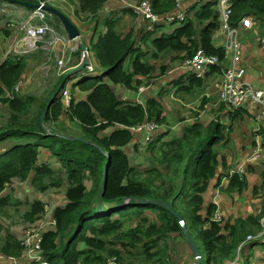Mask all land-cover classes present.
<instances>
[{
	"label": "trees",
	"instance_id": "1",
	"mask_svg": "<svg viewBox=\"0 0 264 264\" xmlns=\"http://www.w3.org/2000/svg\"><path fill=\"white\" fill-rule=\"evenodd\" d=\"M18 1L38 4L39 1L47 0ZM106 1L78 0V11L88 15L86 18L93 29L99 31V25L106 28L105 32L98 33L95 41L90 43L98 62L106 70L101 75L90 76L72 84V101L68 108L61 97V90L69 78L67 72L58 76L49 96L30 115L32 97L23 100L14 94L16 83L23 77L25 60L22 57H8L0 65V104H5L10 111L8 123L0 127V142L8 138L18 139L12 146L0 149V194L6 184L11 183V179L25 181L30 173L33 174L35 187L40 191L59 187L62 184L61 177L55 176V171L50 166L38 162L40 149H45L58 160L68 181L64 190L66 204L54 208L55 227L44 232L40 242L41 255L48 264H106L111 257L126 264L125 260L132 255L141 263H164L170 234L179 233L184 238L180 222L169 209L154 204L143 205L133 201L125 207L114 209L120 200L129 197L166 201L172 203L176 211L177 201L181 198L188 199L187 205L181 206L186 214L181 210L177 213L182 217L186 231L199 249L198 240L192 234L197 232L206 253V264H230L235 260L240 264H250V256L245 255L244 249L250 250L256 245L264 246V233L247 240L248 235L253 237L263 230L260 220L264 217V195L263 208L259 215L237 218L233 223L212 219L216 209L214 203L207 204L205 209L203 207V194L212 179L215 178L216 186L220 187L223 178H230L223 190L231 194L243 192L249 184L250 175H254V179L258 176L252 165H259L260 160H248L255 149V139L248 136L247 128L243 135L250 144L252 141V145L247 148L248 152L244 155L246 158L238 163L244 168L249 166L245 176L230 174L225 158L222 161L219 159L218 146L230 140L232 131V124L229 128L224 127L219 117L205 125L200 121H193L190 126L182 127L180 135H174L168 140L163 139L170 134L169 129L151 139L148 148H157L161 154L158 159L160 170L156 165L144 172L136 170L131 166L124 150L133 141L129 127L152 122L160 128L166 124V120L163 105L159 101L162 94L148 95L145 101L136 103L127 95L123 99L125 92L121 93L119 87L137 93V87L144 85L145 78H152V83L149 84L151 86L154 79L163 75L166 69L164 66L159 67V74L155 75L158 69L150 58L156 61L164 54L174 53L171 59L184 60L202 49L205 54H215L223 60V47L217 45L214 35L219 27V12L215 7L218 0L203 3L190 0V3L194 2L191 7L193 15L167 34L161 32L163 27L158 26L147 31L148 22L144 19L140 22L141 30L136 34L134 29L118 34L114 30L112 17L105 19L103 26L98 18ZM150 1L156 14H175L180 10L175 6L174 0ZM230 2L232 14L229 20L232 26H238L240 19L248 16L259 27H264V0ZM122 12L137 17L131 8L125 7ZM54 18L60 22L56 16ZM136 35L140 36L137 40ZM138 39L140 41L137 44ZM141 42L145 45L144 50L140 46ZM87 46L90 51L89 45ZM80 55V51L74 53L76 62ZM130 56V68L126 69L124 62ZM220 72L221 66L213 67L204 77H197L187 71L171 84L180 88L179 93L193 94L195 90L199 91L204 87L210 75ZM75 89L85 94V97H74ZM5 91L12 93V97H5ZM52 95L55 97L43 118V124L58 123V127L63 128L68 121L76 122L84 132V137L80 138L91 143L69 140L54 129L49 132L43 129L40 116ZM223 108L221 104L219 109ZM253 112L255 110L240 109L227 116L233 121L242 119L244 115L250 117ZM105 130L109 131L101 136ZM262 144L264 147V139ZM105 168L101 201L104 213H99L97 204ZM259 177L260 182L252 185L254 195L264 191V171ZM44 178L49 180L43 181ZM10 200V195H0V207ZM203 209L205 214H201ZM145 211L153 214V218L146 215ZM43 213L44 203L35 200L29 204L22 217L33 223ZM129 221L131 224L127 225ZM137 248L141 251L136 252ZM22 249L23 245L18 237L4 229L0 223V252L17 257L21 255Z\"/></svg>",
	"mask_w": 264,
	"mask_h": 264
},
{
	"label": "rangeland",
	"instance_id": "2",
	"mask_svg": "<svg viewBox=\"0 0 264 264\" xmlns=\"http://www.w3.org/2000/svg\"><path fill=\"white\" fill-rule=\"evenodd\" d=\"M47 1V5L58 9L60 12L66 15V17L71 19L72 23L79 30L80 37H76L77 40L75 41L71 39L73 41H71L68 45L59 41L55 45L56 47L52 48L51 46L50 49H46L50 46L49 43L51 42V39L48 36L42 43L38 45L36 50L22 56L26 62V66L23 71V77L16 83L14 94L18 95V97L23 100H26L28 97H32L33 100L30 103V115L39 109V106L42 105L45 99L49 96V93L54 89L58 79V76L57 74L55 75V72H58V68L60 67L59 62L63 61L62 63L64 67L81 63V43H84L86 46L89 45L90 47L89 63L91 66H93L94 71L87 72L85 70H81L70 76L67 83V89L70 90V93L71 85L73 83L80 82L81 80L90 76L101 75L106 70V67L98 62L97 56L91 47L92 45L90 44L95 41L98 33L101 32V25H99V31L93 29L91 22L86 18L88 15H86L84 12L78 11V0ZM133 1L135 0H126V2ZM124 7V5H119L118 7H109L104 4L99 13L98 20L101 19V24L104 26V20L112 17L115 23L114 30L118 34L125 33L133 27L137 28L134 34L139 33V30H141V25L139 26V24L143 18L139 15H137V17L130 15L131 13H125L124 15L121 14L123 13L122 9ZM31 11V8H27L23 5L19 6L16 4H11L7 1L0 2V60L4 57L6 51L9 49L12 51L11 43L14 29L10 30L8 23L10 22L14 25L19 23L23 24L27 16L31 14ZM49 15L51 17H47L46 15V22L52 26L59 40L64 41L66 35L61 23L58 22L56 18H54L53 14L49 13ZM178 25L179 23L175 22L160 25L158 27H163L161 32L167 34L172 32ZM92 31H94V34ZM102 31H106L105 26L103 27ZM252 31H256L255 28ZM257 32L259 36H257L255 40L258 42L259 39L262 38L261 36H264V27H259ZM138 37L140 36L136 35V40ZM215 38L216 42L220 43L221 41V43H218V45L223 46V40L218 39V37ZM139 41L140 40L138 39L137 44ZM140 46L143 50L145 49V45L142 42ZM16 50L18 49L16 48ZM77 51H80L81 53L78 62H76L74 57V53ZM173 55L174 53L164 54L156 61L150 58V61L154 62L158 69V72L156 71L155 75L159 74V67L164 66L166 69L163 75L161 74L158 78L154 79L155 82L151 86H149V84L152 83V78H145L143 82L144 85H141L139 89L137 87V93H135L134 90H123V92L129 94V97L133 98V101L136 103L145 101L148 95L159 93L162 94L159 101L163 105V114L166 120V124L160 128H157V126L153 128L151 124L154 123L152 122H144L142 124L129 127L133 134V141H131L130 144H127L124 150L130 160V164L136 170L142 172L148 170L152 165H156L160 170L161 166L158 163V159L161 157V154L158 152L157 148L152 150L148 148L149 141H151V139H155L159 133H163L169 129L170 134L168 137L163 139L168 140V138L174 135H180L182 127L185 125L190 126L193 124V121H200L203 125H205L208 121L217 120V117H219V121L223 123L224 127L229 128V126L232 124L230 140L226 144L218 146L219 159L222 161L221 159L225 158L228 171L230 172L235 168L236 165H239L238 163H240L241 160L246 158V156L244 158V155L246 152H248L247 148L252 145V141L250 144L249 141L244 138L245 135H243V131L246 133L247 128V133H249L248 136L253 140L256 135L253 130L255 122L246 115H244L242 119H235L232 121L230 118H228L227 111L219 109V101L217 102V96L212 90V82L215 80L217 75H210L207 78L204 87L199 91L195 90L193 94H186L182 92L179 93L178 90L180 88L173 86L171 82L175 79H179L182 74L186 73L189 69L187 65L183 63L185 59L173 60L171 59ZM131 58L132 56H130L124 62V67L126 69L130 68ZM245 75L244 80L246 82L257 89H264V87L260 86V82L262 80H260L256 70L250 69L246 77ZM75 91L76 93L78 92L77 89H75ZM207 94H210V96H206ZM123 99H126V95L123 96ZM9 116V108L5 104L1 103L0 127L5 126L8 123ZM183 120H185V124H183ZM58 125V123L44 124L47 130L54 129L64 136L84 137V132L76 122L68 121L63 128L58 127ZM108 131L109 130H105L100 135L102 136ZM16 142H18L17 138H8L7 140L0 142V149L5 146L10 147ZM44 151L45 152L40 153V159L38 162L50 166V168L55 171V176L61 177L62 184L59 187H49L45 191H40L35 187L32 181L33 174L30 173L28 180L25 181H20L16 178L11 179V183H9V185L0 194L1 196L10 195L11 197V200L5 206L0 207V223L4 229H8L14 236L18 238H21V235H24L25 232L29 231L33 227L31 223L27 222L22 217V214L29 208V204H31L33 201L41 200L44 203L45 209L41 218L34 224L36 226L46 223L52 217L53 210L56 206H63L66 204L64 190L68 186V181L66 180L65 172L61 168L58 160L55 157H52L45 149ZM252 166L258 176L256 179H254V175H250V172L247 173L248 176L250 175V180H248L249 184L247 188L241 193L230 194L223 190L226 188V185H228V180L230 178H223L221 180L222 182L219 184L220 187L216 186V179H212L209 183L206 193L203 194L204 209L207 204L214 203L216 206L215 211L217 218L222 223H225L226 221L233 223L237 218H245L248 215H254V217H256L259 215L263 208L262 196L264 195V191H260L257 195H254L252 192V185H254V183L260 182L259 175L262 171H264V158L260 159L259 165ZM218 168L221 170V167ZM247 169H249V166L242 168V172L241 174L239 173V175L245 176ZM48 180V178L43 179V181L46 182ZM86 184L88 185L89 183L86 182ZM187 201L188 199L185 198H181V200L177 201V211L181 210L186 214L184 207L187 205ZM181 206L184 207L181 208ZM204 209L201 214H205ZM145 214L150 218H153V214L150 212L145 211ZM260 223L262 225L264 224V218L260 220ZM129 224H131L130 221L127 222V225ZM192 234L198 240V250L201 256L199 264H206V253L203 246L200 244L198 234L196 231H194ZM167 245L168 249L166 261L162 264H191L194 262L191 245L187 239L185 237L183 238L179 233L170 234V237L167 240ZM135 251H141V249L137 248ZM244 253L246 256H250V264H264L263 245H256L250 250L244 249ZM134 257L135 255H132L131 258H127L125 260L126 264L129 262L132 264H152L151 262L141 263ZM9 261L13 264L15 262L14 260ZM110 264L113 263L110 262ZM231 264H240V262L235 260L232 261Z\"/></svg>",
	"mask_w": 264,
	"mask_h": 264
},
{
	"label": "built area",
	"instance_id": "3",
	"mask_svg": "<svg viewBox=\"0 0 264 264\" xmlns=\"http://www.w3.org/2000/svg\"><path fill=\"white\" fill-rule=\"evenodd\" d=\"M187 1L188 0H174L175 6L180 8V11L175 14H156L153 11L150 0H135L133 2H126V0H107L105 5L109 7L124 5L125 7L131 8L136 15H139L148 22L146 30L150 31L157 25L170 24L174 21L183 22L185 19L189 18L190 9L184 7V4ZM47 3L48 1H39L36 7L31 8V14L27 16L23 24L19 23L14 25L13 23H8L9 29H14L11 43L12 51L11 49L6 51L4 57L0 60V65L8 57L21 58L22 56L33 52L48 36L50 37L51 42L49 43L50 46L46 49H50L51 46L52 48L56 47L55 45L59 41L68 45L71 41L77 40L68 39L66 34L64 41L59 40L52 26L46 22V15L47 17H51L49 15L50 12L45 8ZM215 7L219 12V27L214 35L215 37H222L224 51L223 60H220L215 54H205L202 49H198L191 58H186L183 63L187 65L189 69L187 71H190L197 77H204L213 67L221 66V72L214 74L217 76L212 82V90L217 96L219 106L222 104L224 107L223 110L227 111V114L240 109L250 111L255 110L253 115L250 116L251 120L255 122L253 127V130L256 133L254 137L255 149L250 154L248 160L256 161L264 157V150L262 148V141L264 139V89H257L244 80L245 68L239 66V63L242 60L243 50L239 38L240 30L238 28L241 26L243 28L251 29L255 23L252 22L248 16H243L239 21V26H232L229 20L232 14V3L230 0H218ZM258 43L264 47V37L260 38ZM16 48L18 50H16ZM62 62L63 61L59 62L60 67L58 68V72H56L58 76L64 74L68 69L76 67L74 65L64 67ZM85 71L93 72L94 68L88 64L85 66ZM68 91L69 89L65 86L61 92V96L64 99L67 108L72 101V96L70 91ZM4 96L12 97V93L5 91ZM206 96H210V94H207ZM151 126L153 128L156 127L154 124H151ZM242 168H244L242 165H238L235 172L241 174ZM8 185L9 183L6 184L5 188ZM212 219L217 222L220 221L217 218L216 211ZM36 221L31 223L33 227L29 231L25 232L24 235H21V238H18L23 245L21 255L14 257L0 252V264H13L10 263L9 260H14V264H48L46 258L41 255L42 250L40 242L44 232L54 229L55 219L52 214V217L40 226L34 225ZM110 262L113 264H122L117 261L115 257L108 258L106 264H110Z\"/></svg>",
	"mask_w": 264,
	"mask_h": 264
},
{
	"label": "water",
	"instance_id": "4",
	"mask_svg": "<svg viewBox=\"0 0 264 264\" xmlns=\"http://www.w3.org/2000/svg\"><path fill=\"white\" fill-rule=\"evenodd\" d=\"M6 1H8L9 3H21L23 6H26V7H29V8H34V7L37 6V4H30V3L22 2V1H18V0H6ZM45 8H46V10L48 12H50L51 14H53L54 16H56L59 19V21H60V23H61V25L63 27V30H64L65 34L67 35L68 39H74L76 37H80L79 30L72 23V21L68 17H66V15H64L62 12H60L58 9H56V8H54L52 6H45ZM80 48L82 50L81 63H79V65L77 67H75L74 69L70 70L67 73V77H70L73 74L81 71L83 69V67L88 64V58H87L88 49H87V46L84 43H81L80 44ZM54 97H55V95H52L51 98L48 100V102L46 104V107H45L43 113L40 116V124L42 125L43 129L46 130L47 132H49V130H47V128L44 126L43 118H44L45 114L48 112L49 107H50ZM62 137L67 138L69 140L75 139V140L83 141L85 143H91L90 141H88L86 139H82L80 137H68V136H64V135H62ZM105 177H106V168H105L104 175H103V178H102V188L100 190V194H99V198H98V204H97V210H98L99 213H103L102 212V207H101L102 206L101 201H102V194H103V191H104ZM133 201H136V202H138L140 204H143V205L154 204V205H159V206H162V207H165V208L169 209L171 214L180 222L181 227H182V231H183V235L187 239L189 244L191 245L193 256H194V262H192L191 264H199L200 263V259H201L200 252H199L198 248L196 247V245L193 243V241L191 239V236L186 231L185 224L182 221V217L174 209V206H173L172 203H169V202H166V201H162V200H159V199H157V200H149V199H146V198L129 197V198H125V199L120 200L118 205L114 209H119V208L125 207V206H127L128 204H130Z\"/></svg>",
	"mask_w": 264,
	"mask_h": 264
},
{
	"label": "crops",
	"instance_id": "5",
	"mask_svg": "<svg viewBox=\"0 0 264 264\" xmlns=\"http://www.w3.org/2000/svg\"><path fill=\"white\" fill-rule=\"evenodd\" d=\"M121 14L124 15L125 13L123 12ZM143 25H145V24L143 23ZM139 26H140V24H139ZM100 28L103 30L102 26ZM238 28L240 30L239 38H240V41L242 44V50H243L242 60L240 61L239 66L244 67L246 69V75L248 74L250 69L256 70L258 75H259L260 80H262L260 82V86L264 87V47H262L261 44L255 40L256 37L259 36L258 32H257V30L259 29L258 23H255V25L251 29L243 28L241 26H239ZM254 28L256 31H252V30H254ZM132 29H134V33L137 30L136 27H133ZM261 37H264V36H261ZM241 38H242V40H241ZM218 39H222V37L219 36ZM216 43L218 45L219 42H216ZM220 43H221V41H220ZM28 60H30V59H28ZM55 75H56V72H55ZM246 75H245V77H246ZM119 90L121 93L123 92L121 87H119ZM73 95H74V97L77 96L80 99H83L85 97V94H83V93L81 94L80 92L76 93L75 90L73 91ZM124 95H127L129 97V94H127V93H125ZM3 148L4 147H2L1 149H3ZM43 152H45L44 149H40V153H43ZM186 263H188V262H186Z\"/></svg>",
	"mask_w": 264,
	"mask_h": 264
},
{
	"label": "clouds",
	"instance_id": "6",
	"mask_svg": "<svg viewBox=\"0 0 264 264\" xmlns=\"http://www.w3.org/2000/svg\"><path fill=\"white\" fill-rule=\"evenodd\" d=\"M190 0H188L185 4H184V7H187L188 9H190V16L189 17H191L192 15H193V11H192V4L194 3H190L189 2ZM205 1H208V0H204V1H198V0H196V2L197 3H200V2H205ZM47 6H49V5H47ZM178 9H180V8H178ZM217 9V8H216ZM180 11V10H179ZM70 19V18H69ZM188 19V18H187ZM71 20V19H70ZM186 20V19H185ZM184 20V21H185ZM175 22H177V23H181V22H178V21H174V22H172V23H175ZM165 25V24H164ZM157 26H160V25H157ZM239 26V25H238ZM217 30V29H216ZM216 32V31H215ZM88 47V46H87ZM88 49V48H87ZM87 58H88V64H90L89 63V51H88V54H87ZM87 64V65H88ZM79 65V63H76V64H74V66H78ZM71 66H73V65H71ZM86 66V65H85ZM85 66L83 67V69L82 70H85ZM93 67V66H92ZM75 68V67H74ZM74 68H70V69H68L66 72L68 73L70 70H72V69H74ZM65 72V73H66ZM63 75V74H62ZM214 75V74H213ZM58 76V75H57ZM61 76V75H60ZM70 78V77H69ZM68 78V79H69ZM67 83H68V81H67ZM67 83L65 84V86H67ZM74 84V83H73ZM64 86V87H65ZM64 87H63V89H64ZM62 89V90H63ZM62 90H61V92H62ZM70 91V90H69ZM71 94V96H72V93H70ZM62 97V96H61ZM139 103H141V102H139ZM262 148H263V150H264V147H263V144H262ZM262 159V158H261ZM260 160V159H259ZM237 167H235L234 169H232L231 171H230V174H232V173H236L237 175H239L237 172H235V169H236ZM102 212L104 213V211L102 210ZM264 218V217H263ZM183 221V220H182ZM263 226V230L262 231H260V233H258L257 235H255V236H253V237H251L250 235H248L247 236V240H249V239H251V238H254V237H257V236H261L263 233H264V225H262ZM232 263V262H231ZM230 263V264H231Z\"/></svg>",
	"mask_w": 264,
	"mask_h": 264
}]
</instances>
